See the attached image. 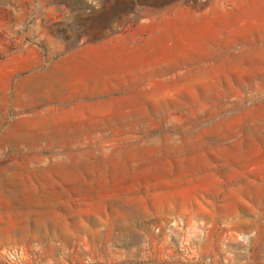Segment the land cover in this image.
Returning a JSON list of instances; mask_svg holds the SVG:
<instances>
[{
	"label": "rangeland",
	"instance_id": "374dc122",
	"mask_svg": "<svg viewBox=\"0 0 264 264\" xmlns=\"http://www.w3.org/2000/svg\"><path fill=\"white\" fill-rule=\"evenodd\" d=\"M140 27L100 99L3 84ZM0 264H264V0H0Z\"/></svg>",
	"mask_w": 264,
	"mask_h": 264
},
{
	"label": "crops",
	"instance_id": "0c3cea01",
	"mask_svg": "<svg viewBox=\"0 0 264 264\" xmlns=\"http://www.w3.org/2000/svg\"><path fill=\"white\" fill-rule=\"evenodd\" d=\"M143 28L130 29L96 42L80 43L65 51L64 45L53 39L48 55H44L38 47L24 45L2 60L3 84L10 85L16 75L41 65L43 77L75 87L76 95L100 99L107 94L108 85H114L116 78H124L123 73H118V55L138 46V36L144 32ZM18 82L20 85L23 83L21 76Z\"/></svg>",
	"mask_w": 264,
	"mask_h": 264
}]
</instances>
